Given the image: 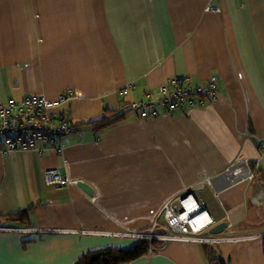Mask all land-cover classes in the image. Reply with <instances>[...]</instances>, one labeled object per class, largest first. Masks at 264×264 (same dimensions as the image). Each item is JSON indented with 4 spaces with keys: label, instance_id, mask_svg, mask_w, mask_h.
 I'll return each instance as SVG.
<instances>
[{
    "label": "crops",
    "instance_id": "0c3cea01",
    "mask_svg": "<svg viewBox=\"0 0 264 264\" xmlns=\"http://www.w3.org/2000/svg\"><path fill=\"white\" fill-rule=\"evenodd\" d=\"M181 76L202 89L192 104L157 118L129 111ZM67 90L80 98L60 108L76 127L60 152L0 154V216L28 210L26 222H0V264L128 249L138 239L124 234L145 233L192 191L227 223L211 243L220 256L264 264V0H0V105ZM106 108L124 120L96 134L85 125ZM244 161L253 178L229 183L227 169ZM48 169L92 194L47 185ZM205 245L161 243L127 264H208Z\"/></svg>",
    "mask_w": 264,
    "mask_h": 264
},
{
    "label": "built area",
    "instance_id": "2783aa9c",
    "mask_svg": "<svg viewBox=\"0 0 264 264\" xmlns=\"http://www.w3.org/2000/svg\"><path fill=\"white\" fill-rule=\"evenodd\" d=\"M209 10L220 12L219 8L208 6L206 11ZM130 89L131 85L125 86L121 90V95H126ZM159 90V98L148 96L145 100L133 102L130 104V111L141 119L157 118L161 111L171 114L176 109L183 108L186 103L192 104L194 96L202 92L201 87L193 86L187 76L173 78L168 85H161ZM204 93L210 100H216L215 77L210 78ZM77 98H80L78 93L67 90L55 99L35 94L21 99H8L6 103L0 105V154L8 156L11 153L31 150L42 156L53 148L60 152V149L55 147L57 139L74 130L70 122L61 117L60 108ZM227 174L230 178L229 183L253 178L247 161L228 168ZM44 181L47 185L60 187L78 184L77 181L62 176L56 169L44 171ZM205 217L206 221H198ZM160 218L163 221H160ZM216 224L218 223L208 205L198 199L192 191L167 202L145 233L124 235L138 240H148L151 243L185 241L211 244L223 240L209 234V230Z\"/></svg>",
    "mask_w": 264,
    "mask_h": 264
},
{
    "label": "trees",
    "instance_id": "16d2710c",
    "mask_svg": "<svg viewBox=\"0 0 264 264\" xmlns=\"http://www.w3.org/2000/svg\"><path fill=\"white\" fill-rule=\"evenodd\" d=\"M124 114L125 113L117 114L115 111L106 108L100 119L89 122L85 126L98 134L111 125L121 123L124 120ZM72 127L74 130L76 129L75 126L72 125ZM27 211L28 210L20 211L15 215L0 216V222H26ZM150 243L151 242L148 240L140 239L128 249L106 248L90 251L82 256L76 264H127L142 256L159 250V247L161 248V242ZM262 244L264 254V238ZM150 248L152 249V252H150ZM205 248L208 264H230L228 260L223 259L220 256L219 251L211 246V244L205 245Z\"/></svg>",
    "mask_w": 264,
    "mask_h": 264
},
{
    "label": "water",
    "instance_id": "95a60500",
    "mask_svg": "<svg viewBox=\"0 0 264 264\" xmlns=\"http://www.w3.org/2000/svg\"><path fill=\"white\" fill-rule=\"evenodd\" d=\"M77 186L80 189H82L85 193H87L88 195L92 194V190L87 184L82 183V182H78ZM226 227H227L226 223L220 222L209 230V234L214 235V236L218 235V234L222 233Z\"/></svg>",
    "mask_w": 264,
    "mask_h": 264
},
{
    "label": "bare ground",
    "instance_id": "6f19581e",
    "mask_svg": "<svg viewBox=\"0 0 264 264\" xmlns=\"http://www.w3.org/2000/svg\"><path fill=\"white\" fill-rule=\"evenodd\" d=\"M206 219H207V218L205 217V218H203L202 220H198V221H200V222L203 221V222H204V221H206Z\"/></svg>",
    "mask_w": 264,
    "mask_h": 264
},
{
    "label": "rangeland",
    "instance_id": "374dc122",
    "mask_svg": "<svg viewBox=\"0 0 264 264\" xmlns=\"http://www.w3.org/2000/svg\"><path fill=\"white\" fill-rule=\"evenodd\" d=\"M156 219V218H155ZM155 221V220H154ZM160 221H163V219L162 218H160Z\"/></svg>",
    "mask_w": 264,
    "mask_h": 264
}]
</instances>
